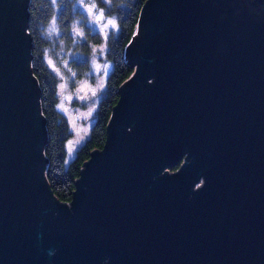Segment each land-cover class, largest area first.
<instances>
[{"label": "water", "instance_id": "obj_1", "mask_svg": "<svg viewBox=\"0 0 264 264\" xmlns=\"http://www.w3.org/2000/svg\"><path fill=\"white\" fill-rule=\"evenodd\" d=\"M27 5L0 0V264H264V0H146L70 203L44 176Z\"/></svg>", "mask_w": 264, "mask_h": 264}, {"label": "trees", "instance_id": "obj_2", "mask_svg": "<svg viewBox=\"0 0 264 264\" xmlns=\"http://www.w3.org/2000/svg\"><path fill=\"white\" fill-rule=\"evenodd\" d=\"M145 2L146 0H98L105 14L116 20L117 28L107 39V58L112 68L107 76L90 134L76 155L67 162L65 143L70 136L69 125L56 107L57 79L46 63L45 53L48 47H57L62 42L70 44L71 23L80 11L75 7L74 0H28L26 32L30 47V68L37 81L40 112L46 131V144L43 148L46 160L44 176L55 197L62 202L72 201L83 164L92 151L103 148L109 119L119 99V87L134 72L127 60L125 49L136 32ZM53 19L59 34L58 37L49 39L46 29ZM85 27L86 38L79 45L80 49L87 53L88 39L97 42L98 38L96 33L88 32L87 25ZM77 64L80 67L77 68L80 75L82 67L85 68L86 64Z\"/></svg>", "mask_w": 264, "mask_h": 264}, {"label": "rangeland", "instance_id": "obj_3", "mask_svg": "<svg viewBox=\"0 0 264 264\" xmlns=\"http://www.w3.org/2000/svg\"><path fill=\"white\" fill-rule=\"evenodd\" d=\"M74 5L80 14L71 23L70 44L62 42L57 47H48L45 53L46 63L57 79L56 107L69 125L70 136L65 143L67 162L76 155L90 134L112 68L107 58L108 35L117 28L116 20L105 14L98 0H74ZM85 25L88 26V32L96 33L98 38L97 42L88 39L87 53L79 45L86 38ZM46 32L49 39L58 37L55 19L49 23ZM78 62L86 64L80 75Z\"/></svg>", "mask_w": 264, "mask_h": 264}, {"label": "built area", "instance_id": "obj_4", "mask_svg": "<svg viewBox=\"0 0 264 264\" xmlns=\"http://www.w3.org/2000/svg\"><path fill=\"white\" fill-rule=\"evenodd\" d=\"M171 169H172V168H171ZM171 169H170V170H171Z\"/></svg>", "mask_w": 264, "mask_h": 264}]
</instances>
